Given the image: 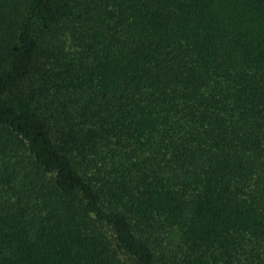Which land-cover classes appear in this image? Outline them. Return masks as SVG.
Returning <instances> with one entry per match:
<instances>
[{"label":"trees","instance_id":"1","mask_svg":"<svg viewBox=\"0 0 264 264\" xmlns=\"http://www.w3.org/2000/svg\"><path fill=\"white\" fill-rule=\"evenodd\" d=\"M0 264H264V0H0Z\"/></svg>","mask_w":264,"mask_h":264}]
</instances>
